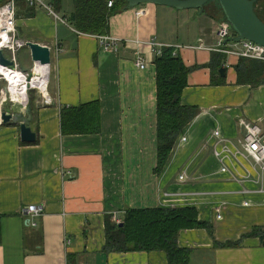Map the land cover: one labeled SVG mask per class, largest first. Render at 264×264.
Segmentation results:
<instances>
[{
	"label": "crops",
	"instance_id": "0c3cea01",
	"mask_svg": "<svg viewBox=\"0 0 264 264\" xmlns=\"http://www.w3.org/2000/svg\"><path fill=\"white\" fill-rule=\"evenodd\" d=\"M104 1L106 36L154 39L174 47L192 69L181 104L198 113L156 174L154 51L134 44H120L117 52L102 49L99 35L76 30L74 0H43L57 18L43 7L16 0L17 38L50 50L51 102L44 105L37 91L29 92L34 143H22L18 127L0 120V264H167L163 252L103 250L106 217L154 208H194L200 221L212 225L213 238L203 229L179 233L178 246L193 251L189 264H264L260 239L242 238L254 229L264 231V170L241 158L238 124L240 119L254 122L264 132V82L238 85L235 68L242 57L217 51L221 10L210 3L203 11L154 5H121L116 11L115 2L108 8ZM140 10L143 15L137 14ZM56 45L62 49L57 57ZM223 49L239 51L241 46L228 43ZM19 53L24 67L17 62L18 67L27 72L34 67L30 51L23 47ZM136 56L146 61L144 70L134 66ZM95 102L99 133L63 136L60 109ZM215 131L223 140L219 146ZM225 147L228 173L220 171L213 156L215 149ZM34 205L43 212L35 220L22 213ZM64 240L70 244L65 246ZM214 241L239 245L214 248Z\"/></svg>",
	"mask_w": 264,
	"mask_h": 264
},
{
	"label": "trees",
	"instance_id": "16d2710c",
	"mask_svg": "<svg viewBox=\"0 0 264 264\" xmlns=\"http://www.w3.org/2000/svg\"><path fill=\"white\" fill-rule=\"evenodd\" d=\"M103 1L74 0L73 18L77 21L74 25L76 30L99 36L107 33L108 15L106 12H101ZM108 1H104L105 5ZM114 1L116 11L121 5H126L122 1ZM223 23H225L224 19ZM173 52L172 48H164L160 55L155 54L153 62L156 72V174H160L164 168L178 136L198 113L195 107L181 104L182 91L187 86V76L192 69L186 68L180 57L173 55ZM211 68L217 69L218 65ZM235 71L238 85L258 86L264 82L260 79L264 74V62L242 58ZM211 84L215 82L212 81ZM99 115L100 107L97 102L78 107H62L60 132L63 136L99 133ZM104 226V253L158 251L166 255L167 264H189L190 262L193 251L178 246L177 239L181 231L203 229L213 238L212 225L200 221L194 208L126 209L121 214L119 224H114L109 215L105 219ZM263 232V229H254L242 238L258 237L264 244ZM238 245L239 242L220 244L214 241V248H235Z\"/></svg>",
	"mask_w": 264,
	"mask_h": 264
},
{
	"label": "built area",
	"instance_id": "2783aa9c",
	"mask_svg": "<svg viewBox=\"0 0 264 264\" xmlns=\"http://www.w3.org/2000/svg\"><path fill=\"white\" fill-rule=\"evenodd\" d=\"M26 3L32 8H45L50 14H53L51 8L46 6L43 0H25ZM16 0H5L3 4L0 5V50L6 51L10 53L11 57L10 60L13 62L15 68L12 71L17 76L19 83H12L3 75H0V84H4L3 90H1L0 94V106L2 107L8 99H15L22 104H26L28 100V92L31 90H35L37 87L31 84V81L27 82V76L30 71H34V67L29 72L21 71L18 67L16 61V53L26 47V43L21 41L16 36V28H15V17H16V8H15ZM114 5L113 0H109L107 2V7L111 8ZM138 15H143L144 11L140 10L137 12ZM54 15V14H53ZM55 18H57L54 15ZM231 37V31L229 26L226 23H222L217 29V38L219 39L218 42V49L222 53L226 54H234L236 56L242 58H248L253 60H258L264 62V48L252 44L247 41H241L239 43H235L236 45L241 46V50H224L223 49V41L227 38ZM100 47L104 50H109L113 52H117L118 47L120 44H134L140 47H148L154 51V54L160 55L161 50L164 48H174L167 45H162L157 43L154 39L148 42H139V41H128L110 36H98ZM201 47V46H200ZM178 49V48H177ZM62 49L56 45L54 48V54L57 57L61 54ZM175 55V50L173 52ZM8 59V58H7ZM134 66L139 70H144L146 68V61L139 56L134 58ZM2 68V67H1ZM49 68V66H48ZM47 68V70H48ZM6 69V68H2ZM17 86L16 90H12L11 86ZM29 85V88H27ZM47 86H48V73L46 77L45 84L42 88H38L40 95L42 96V104L49 105L50 99L47 95ZM239 126L242 132L241 140L239 141L241 144V148L243 153L241 154V158L244 160H250L254 165L258 166L260 169L264 170V132L260 129L258 124L254 122L245 121L244 119L239 120ZM213 136L218 139V146L219 143H222L223 140L219 136V132L215 131ZM227 149V150H226ZM229 153V149L227 147L220 149H215L213 151V156L216 158L218 164L220 165V171L222 173H228L229 169L226 164V157ZM179 181L183 182L184 177L182 175L178 176ZM262 193V191H260ZM247 205V203H245ZM23 215L29 216L33 220L39 219L42 216V207L41 206H29L22 211ZM111 221L114 224H119L121 221V213L113 212L111 215ZM29 224L32 227H36V223L29 221ZM65 246L69 245L70 242L68 240H64Z\"/></svg>",
	"mask_w": 264,
	"mask_h": 264
},
{
	"label": "water",
	"instance_id": "95a60500",
	"mask_svg": "<svg viewBox=\"0 0 264 264\" xmlns=\"http://www.w3.org/2000/svg\"><path fill=\"white\" fill-rule=\"evenodd\" d=\"M124 2L125 9H134L143 5L169 7L176 10L203 11L210 1H216L233 36L223 41V46L228 43L247 41L264 48V23L254 12V5L258 0H119ZM26 47L30 51L31 61L34 65L49 66L51 53L48 47L38 43L27 42ZM0 67L13 70V62L7 59L0 50ZM218 73L225 76V69L220 68ZM34 71H30L27 82L32 81ZM29 88V85H27ZM35 91L39 93V89ZM29 95V92H28ZM0 120L3 125L15 126L19 129V138L22 143L31 144L36 141V134L31 131L32 108L30 99L26 104L15 99H8L0 111Z\"/></svg>",
	"mask_w": 264,
	"mask_h": 264
},
{
	"label": "bare ground",
	"instance_id": "6f19581e",
	"mask_svg": "<svg viewBox=\"0 0 264 264\" xmlns=\"http://www.w3.org/2000/svg\"><path fill=\"white\" fill-rule=\"evenodd\" d=\"M36 68L34 69V76L33 79L31 81V84L33 86H36L37 88H42V86L45 84L46 81V77H47V66H41L39 64H36ZM0 75L5 76L6 78L9 79L10 82L12 83H19V80L17 79V76L15 75V73H13L12 71H10L9 69H2L0 67ZM12 90H16L17 86H11Z\"/></svg>",
	"mask_w": 264,
	"mask_h": 264
},
{
	"label": "rangeland",
	"instance_id": "374dc122",
	"mask_svg": "<svg viewBox=\"0 0 264 264\" xmlns=\"http://www.w3.org/2000/svg\"><path fill=\"white\" fill-rule=\"evenodd\" d=\"M211 4H213L217 8V10L220 11L219 6H218L216 1H212ZM254 10H255L256 14L258 15V17L264 22V0H258L255 4ZM3 54L6 58L10 59V57H11L10 53L4 51ZM22 58L23 57H22L21 53H19V54L16 53V60L20 64L21 68L24 67V63L22 61ZM23 70L21 69V71H23ZM30 70L31 69H29L28 71H30Z\"/></svg>",
	"mask_w": 264,
	"mask_h": 264
},
{
	"label": "flooded vegetation",
	"instance_id": "af4514ba",
	"mask_svg": "<svg viewBox=\"0 0 264 264\" xmlns=\"http://www.w3.org/2000/svg\"><path fill=\"white\" fill-rule=\"evenodd\" d=\"M113 1H114V0H113ZM114 2H115V1H114ZM211 2H212V1H210L208 4H210ZM208 4H207V5H208ZM207 5H206V6H207ZM206 6H205V7H206ZM205 7H204V8H205Z\"/></svg>",
	"mask_w": 264,
	"mask_h": 264
}]
</instances>
